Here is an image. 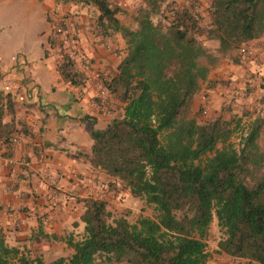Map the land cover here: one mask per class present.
<instances>
[{
	"label": "trees",
	"instance_id": "obj_1",
	"mask_svg": "<svg viewBox=\"0 0 264 264\" xmlns=\"http://www.w3.org/2000/svg\"><path fill=\"white\" fill-rule=\"evenodd\" d=\"M86 1L98 11L96 35L120 34L127 51L116 74L104 79L124 111L106 129L91 132L88 160L155 215L133 223L113 218L102 193L81 198L83 234L63 238L69 256L50 262L28 256L0 228V264H207L214 221L218 254L264 264L263 122L256 117L243 124L234 115L202 123L191 115L203 83L214 84L204 62L211 55L200 37L216 40L222 53L242 55L241 48L264 33V0H211L209 28L194 4L141 0L132 27L119 18V5ZM53 36L49 41L56 44ZM76 64L62 53L58 71L80 85ZM21 130L0 123L7 152ZM234 132H240L237 143L230 141Z\"/></svg>",
	"mask_w": 264,
	"mask_h": 264
},
{
	"label": "crops",
	"instance_id": "obj_2",
	"mask_svg": "<svg viewBox=\"0 0 264 264\" xmlns=\"http://www.w3.org/2000/svg\"><path fill=\"white\" fill-rule=\"evenodd\" d=\"M31 2H40L46 19L38 39L19 40L25 32L20 28L13 36H2V25L17 24L20 16L14 9L0 13V123L22 129L15 134L18 141L10 153L0 139V228L11 245L50 262L69 256L72 249L63 238L77 228L83 230L84 205L79 200L101 194L106 187L101 178L111 180L91 165L88 155L91 132L106 129L124 111L114 94L102 96L101 90L127 51L120 34L103 39L87 24L70 28L75 39L71 36L66 48L75 55L83 83L65 81L58 71L61 48L49 41L51 20L61 12L62 2ZM257 45V40L251 43L256 50L253 60L227 63L210 72L214 84L203 83V98L195 97L192 111L200 100L207 105L208 116H220L227 100L233 102V114L250 109L254 115H264V51L260 53ZM22 160L28 165H22ZM111 194L114 197L115 193L101 196Z\"/></svg>",
	"mask_w": 264,
	"mask_h": 264
},
{
	"label": "rangeland",
	"instance_id": "obj_3",
	"mask_svg": "<svg viewBox=\"0 0 264 264\" xmlns=\"http://www.w3.org/2000/svg\"><path fill=\"white\" fill-rule=\"evenodd\" d=\"M62 2V10L58 13V16L51 20L53 32L52 35L55 37V42L61 48L62 53H68V49L64 48L63 44L60 42L58 37V29L67 32L68 38L73 36V33L69 32L70 28L80 27L81 25H89L96 29V17L98 15V11L95 7L88 4L86 0H60ZM112 5H119L122 8V11L118 14L119 18L121 19L123 24H127L129 26L134 27L135 23L133 21V15L136 9L140 6L141 0H109ZM176 2L179 5H191L194 4L196 6L197 11L202 16V25L204 28L211 27V16H210V4L211 0H167V3ZM0 13L6 14L10 11L16 10L19 13L20 19L16 24H3L2 25V33L1 35H15L17 28L19 30L25 31L24 35L22 36L20 33L19 40L22 41H32V38L38 39L41 36V33L44 32V27L46 29V19L44 15H42L41 5L40 2L32 3L31 0H12L11 2L8 1H0ZM22 15V16H21ZM45 23V24H44ZM44 25V26H43ZM73 30V29H72ZM117 36V35H116ZM114 37V36H113ZM75 39V37H72ZM201 41L206 45L210 52V57L205 59L204 62L210 64L212 70H214L218 66L226 65L227 63L238 64L242 65L245 61H250L252 59L246 58L243 55H239V50H232L227 53H222L219 51L218 43L214 39H208L206 36L200 37ZM258 45L256 46L257 49H260L259 52L262 53L264 51V33L256 39ZM125 43V41H124ZM126 46V44H125ZM120 51V48H118ZM122 51V50H121ZM70 52V51H69ZM73 53V51H71ZM264 53V52H263ZM242 59H241V57ZM75 57V55H74ZM239 58L242 60L241 63ZM238 61V62H237ZM205 84H203V88L205 91ZM203 90L196 96L197 98H203ZM232 103L229 104L227 100H224L221 106V112L224 119H232L234 115L239 116L242 118L243 124L248 123L249 121L259 117L263 122L262 128V135L260 137V145L261 148L264 150V115L259 113L254 115V111L250 109H246L245 112L240 114H233L232 110ZM225 104V105H224ZM236 104V103H235ZM234 105V104H233ZM205 107L200 100H198V104L194 107L193 111L191 112L192 116H195L200 122L205 123L212 119L219 117L218 115L208 116V113L204 112ZM263 110V108H260ZM256 112H259L257 110ZM240 132H234L231 134L230 141L238 142L240 140ZM111 179V178H110ZM102 184H106V187L102 188V194L107 193H115L114 197L112 194L110 198H107L108 201V208L113 214V218L125 216L131 222H136L142 215H148L154 217L155 211L151 206H146L143 201L134 198L132 195L127 194V190L124 189L121 185H113L114 181L111 179L108 182H104L102 178L100 179ZM113 183V184H112ZM82 229L84 230V224L82 223ZM78 226V222L76 223V227ZM83 230H79L78 228L73 232L76 239H79L83 234ZM78 231V232H77ZM219 229L217 227L216 221L213 222L211 225V236L208 239V250L212 254V258L207 264H256L250 263L244 259H233L230 256L225 254H218L217 253V243L219 240ZM65 254V253H64ZM47 260V259H46ZM98 261L96 264H99Z\"/></svg>",
	"mask_w": 264,
	"mask_h": 264
},
{
	"label": "built area",
	"instance_id": "obj_4",
	"mask_svg": "<svg viewBox=\"0 0 264 264\" xmlns=\"http://www.w3.org/2000/svg\"><path fill=\"white\" fill-rule=\"evenodd\" d=\"M57 35L59 37L60 42L63 44L64 48H66L68 46V43H69V38H68L67 32L63 31L61 29H58ZM241 53L244 57L249 58V59L256 57V50L253 47L243 46L241 48ZM68 54H69V56L75 58L74 53H72L71 51L70 52L68 51ZM101 94H102V96H108V94H109L108 89L103 88L101 90ZM17 139H18L17 137L13 138V145H15L17 143V141H18ZM21 163H22V165H28V162L26 160H22ZM14 173H15V171L12 170V174H14Z\"/></svg>",
	"mask_w": 264,
	"mask_h": 264
}]
</instances>
